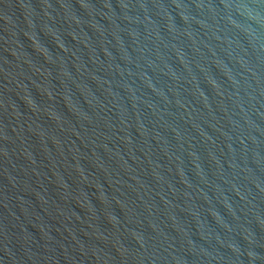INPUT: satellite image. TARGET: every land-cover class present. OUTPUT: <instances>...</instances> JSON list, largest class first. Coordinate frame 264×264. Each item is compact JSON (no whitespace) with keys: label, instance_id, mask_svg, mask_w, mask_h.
Segmentation results:
<instances>
[{"label":"water","instance_id":"1","mask_svg":"<svg viewBox=\"0 0 264 264\" xmlns=\"http://www.w3.org/2000/svg\"><path fill=\"white\" fill-rule=\"evenodd\" d=\"M0 264H264V0H0Z\"/></svg>","mask_w":264,"mask_h":264}]
</instances>
